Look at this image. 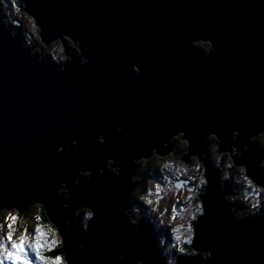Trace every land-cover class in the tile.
Instances as JSON below:
<instances>
[{
  "label": "water",
  "instance_id": "water-1",
  "mask_svg": "<svg viewBox=\"0 0 264 264\" xmlns=\"http://www.w3.org/2000/svg\"><path fill=\"white\" fill-rule=\"evenodd\" d=\"M19 6L40 42L58 40L65 58L54 63L32 53L36 45L23 48L20 32L0 15V205L26 212L47 194L45 214L56 212L60 198L51 185L89 168L88 183L70 188L72 202L96 210L86 236L70 230L86 245L82 264L99 243L104 256L114 245H132L150 260V227L141 222L139 240L123 229L131 159L150 158L153 147L165 157L183 131L189 141L181 161L195 153L209 179L195 246L213 249L207 264H264V216L231 219L204 142L213 135L217 152L232 156L246 138L247 150L232 162L264 183L258 167L264 152L248 143L264 133V0H19ZM233 129L240 132L235 142ZM101 132L102 145L95 141ZM108 157L122 171L105 183L97 168ZM225 192L234 195L233 185Z\"/></svg>",
  "mask_w": 264,
  "mask_h": 264
},
{
  "label": "clouds",
  "instance_id": "clouds-1",
  "mask_svg": "<svg viewBox=\"0 0 264 264\" xmlns=\"http://www.w3.org/2000/svg\"><path fill=\"white\" fill-rule=\"evenodd\" d=\"M32 28L33 35H36L38 39L39 29L35 24ZM9 35L16 36L11 31ZM62 37L67 38L66 35ZM22 47L27 49L24 41ZM207 47L211 48V45ZM29 54L31 55V52ZM60 58L64 59L63 56ZM79 62L84 64L85 60L80 58ZM143 67L147 70L149 65L144 64ZM58 71H64V67L62 66ZM116 132H123V127L117 125ZM179 132L185 138V133ZM238 137H240L239 130L233 129L231 141H237ZM245 139L240 141L242 148H231L232 156H228L226 150L222 149L216 153L213 149L214 156L209 163L212 169H217L218 192L228 206V212L234 222L264 216L262 211L264 183L258 182L250 174L246 175L245 165L236 169L232 162V157H235L237 161L247 150L248 144H244ZM255 140L256 137H252L248 143L255 149L264 151V139H261L259 143L253 142ZM95 141L98 144H104L105 134L103 132L98 134ZM188 141L185 138V142ZM204 142H207V136ZM73 143V149H77L78 144L75 141ZM157 150L155 147L150 150L153 157L156 156ZM145 156H133L131 159L134 171L129 175L128 184L132 187L127 192L126 206L122 208L121 215L123 229L127 231L130 228L132 235L137 236V240H139L141 222L150 227L151 243L146 251L151 252L154 249L155 256L150 260L141 258L134 254L132 245H114L111 252L104 256V245L99 243L95 254L87 258V264H190L192 261L195 264H207L213 258V249L198 248L194 244L197 227L201 218L206 215L202 197L207 194L209 186V179L204 173L201 161L196 159L195 153L192 155L194 168L199 174L195 177L194 188L189 189L191 200L186 207L179 209V215H177L176 207L174 205L169 207L167 203L171 189L167 184L168 175L163 174L172 172L176 175L173 171L174 167H177L176 161L169 153L168 157L160 162L159 169L165 182L162 185L158 179L153 178L151 173L148 175L142 173L141 170L150 164L149 160L144 158ZM178 167L184 172L189 171L187 165L179 164ZM258 167L261 172H264V159L259 160ZM121 171V165L116 159L108 157L104 160L103 167L97 168V175L103 176L105 183H110L114 177L120 176ZM92 175L89 168L78 169L74 177L58 180L51 185L55 196L60 198L56 212L49 209L45 214L44 209L48 208L47 194H42L39 199H33L26 213L23 210L18 212L16 205H0V264H82L87 255L86 245L79 242V238L71 234L70 230L76 228L86 236L90 229V222L96 218V210L88 203L72 202L70 188L80 186L81 182L87 184ZM188 179L192 180L193 176L189 175ZM231 185L241 186L242 195L239 198L225 192V187ZM231 201H237L238 204L246 206L238 209ZM233 264L237 262L233 261Z\"/></svg>",
  "mask_w": 264,
  "mask_h": 264
},
{
  "label": "rangeland",
  "instance_id": "rangeland-1",
  "mask_svg": "<svg viewBox=\"0 0 264 264\" xmlns=\"http://www.w3.org/2000/svg\"><path fill=\"white\" fill-rule=\"evenodd\" d=\"M18 6L19 5H18L17 0H0V15H1L4 23L10 24L13 27L14 31L18 30L20 32L21 38L25 42L26 47L36 45V47L32 49V53L37 52L39 54V56H41V54L44 56H48L52 60V62H54V63L55 62L58 63L59 61H63L64 59L62 60L60 57L63 56L65 58V56L63 54V50H62V46L60 45V42L57 40V41L51 42L47 46H43L42 43L40 42V39L39 38L37 39V36L33 35L32 26L34 23H33L32 18L29 15H26V13L24 11H22L20 9V7H18ZM16 8H18V10ZM22 13H24L25 15L23 14L24 15L23 16ZM18 23H21L20 24L21 29H19L17 27L16 24H18ZM195 44L198 45L199 47L203 48L205 51H208L210 49L207 47V45H209L208 42L198 41V43L195 42ZM70 45H72V44L70 43ZM210 136H213V135H210ZM255 137H256V140L253 142L259 143L261 139H264V133H261ZM172 141H174L175 147H173V150L170 153L172 154V157L176 161V164H177V167H174L173 171H175L177 173L179 170H181L178 167L179 164L187 165L189 170H193L194 169V161H192V156L189 158V160L186 163H184L178 159L179 156L181 158L182 155L185 154V152H186V150H184V152L182 154V151H181L186 146L185 140L181 139L180 134H178L177 136H175L172 139ZM207 145H208V150H209L208 151L209 152V159L212 160L213 156H214L213 149H215L216 153H219V152H217V144L213 139H210V141H209V143H207ZM174 148H175V150H174ZM228 156H229V152H228ZM196 159H197V157H196ZM163 160H159V159H156L153 157L152 159L149 160V162H150L149 166L146 167L145 169L141 170V171L144 175H148L149 173H151L153 178L158 179V182H160L162 185L165 183L162 179V175L163 174L168 175L169 179L167 181V184H168V187L171 189V191L169 192V196L167 198V203H168L169 207L174 205L177 209V215H179V209L187 206V203L191 200V196L189 195V190L183 189V187L182 188H175L174 184H175V180H177L178 176L173 175L172 172H166L163 174L160 172L159 164ZM235 168H241V167L235 166ZM177 174H184V173L179 172ZM186 186H187V184H186ZM236 186L237 187L239 186L238 189L241 190L240 185H236Z\"/></svg>",
  "mask_w": 264,
  "mask_h": 264
},
{
  "label": "flooded vegetation",
  "instance_id": "flooded-vegetation-1",
  "mask_svg": "<svg viewBox=\"0 0 264 264\" xmlns=\"http://www.w3.org/2000/svg\"><path fill=\"white\" fill-rule=\"evenodd\" d=\"M210 139H213L215 142H216V138L214 137V136H209V138H208V140H207V143H209V141H210ZM175 144V143H174ZM216 144H217V142H216ZM175 147V146H174ZM185 148H186V146H185ZM185 148L184 149H182V154H183V152H184V150H185ZM174 150H175V148H174ZM231 154H232V152H230ZM227 155H228V152H227ZM166 157H168V155L167 156H165V157H159V156H155L154 158H158L159 160H163V159H165ZM153 158V156H151L150 158H148L147 160H150V159H152ZM179 160H181V158H180V156H179V158H178ZM210 161H211V159H209ZM193 161V160H192ZM183 162V161H182ZM236 169H239V168H236ZM184 173V174H177V173ZM176 173V176H178L177 177V180H175V184H174V186H175V188H182L183 187V189H186V190H189V189H192V188H194V185L196 184V179H195V177L199 174L198 173V170H196L195 168L193 169V170H189V172L187 173V172H183L182 170H179L178 172ZM189 175H192L193 176V179L192 180H189L188 179V176ZM178 181V182H177ZM176 183H180V186H176ZM186 184H187V186H186ZM239 187V186H238ZM238 187L236 186V185H233V190H234V195H236L238 198L242 195V192H241V190L240 189H238ZM197 198H199V196L197 197ZM237 202V201H236ZM243 207H245L246 205H243V204H241ZM264 211V210H263Z\"/></svg>",
  "mask_w": 264,
  "mask_h": 264
},
{
  "label": "trees",
  "instance_id": "trees-1",
  "mask_svg": "<svg viewBox=\"0 0 264 264\" xmlns=\"http://www.w3.org/2000/svg\"><path fill=\"white\" fill-rule=\"evenodd\" d=\"M18 1V5H19V0H17ZM18 7H20V6H18ZM17 10H18V8H16ZM24 13H22V15H23ZM25 15V14H24ZM23 15V16H24ZM27 15V14H26ZM21 23H18V24H16L17 25V27L19 28V29H21V25H20ZM43 46H47V45H44V44H42ZM60 45H61V43H60ZM41 57H44L45 59H47V60H49V61H52L48 56H44V55H42L41 54ZM184 149V148H183ZM182 151V150H181ZM209 151V150H208ZM212 161V160H211ZM27 212V211H26ZM26 212H24V213H26Z\"/></svg>",
  "mask_w": 264,
  "mask_h": 264
},
{
  "label": "bare ground",
  "instance_id": "bare-ground-1",
  "mask_svg": "<svg viewBox=\"0 0 264 264\" xmlns=\"http://www.w3.org/2000/svg\"><path fill=\"white\" fill-rule=\"evenodd\" d=\"M72 43V42H71ZM209 138V137H208ZM264 152V151H263Z\"/></svg>",
  "mask_w": 264,
  "mask_h": 264
}]
</instances>
